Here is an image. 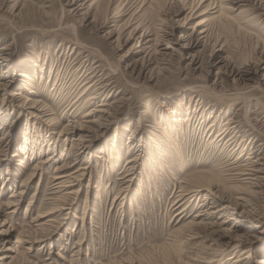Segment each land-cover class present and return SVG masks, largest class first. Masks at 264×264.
Segmentation results:
<instances>
[{"label": "rangeland", "instance_id": "rangeland-1", "mask_svg": "<svg viewBox=\"0 0 264 264\" xmlns=\"http://www.w3.org/2000/svg\"><path fill=\"white\" fill-rule=\"evenodd\" d=\"M262 158L264 0H0V264H264Z\"/></svg>", "mask_w": 264, "mask_h": 264}, {"label": "bare ground", "instance_id": "bare-ground-1", "mask_svg": "<svg viewBox=\"0 0 264 264\" xmlns=\"http://www.w3.org/2000/svg\"><path fill=\"white\" fill-rule=\"evenodd\" d=\"M88 1V0H87ZM73 2V1H72ZM75 2V1H74ZM84 2V1H83ZM86 2V1H85ZM236 3V2H235ZM80 4V3H79ZM83 4H85V3H83ZM78 6V5H77ZM79 7H82V6H79ZM86 7V6H85ZM201 23H196L195 24V27H197V26H199ZM201 30V29H200ZM135 32V31H134ZM203 33H205V30H201L200 32H199V34H203ZM135 35V34H134ZM200 36V35H199ZM199 36H197L196 34H195V31H192L191 33H189V34H180V37H179V40H185V42H184V45H182L183 46V48H188V49H195V48H197L199 45H200V42H201V38H202V36L201 37H199ZM144 37H146V32L145 31H140V34H138V39H142V41L144 40ZM204 37V36H203ZM137 39V40H138ZM138 41H140V40H138ZM145 41V40H144ZM138 45V44H137ZM191 59H190V63L192 64V65H195L196 63H197V59L195 60V55H191ZM218 64L220 63V61H218L217 62ZM217 64V65H218ZM217 65H215L214 64V66H217ZM221 67H223V66H221ZM221 67H220V69H221ZM44 68V67H43ZM43 68L41 67L40 69H39V71H42L43 70ZM217 68H219V67H217ZM230 68H229V66H225L224 67V71H226V70H229ZM229 71H234V69L233 68H231ZM236 72V76H238V77H242V73L240 72V71H234V73ZM245 72V71H244ZM249 72V71H248ZM247 72V73H248ZM248 75V74H247ZM235 77V76H234ZM249 79V78H248ZM93 98V97H92ZM29 108H34V102H31L30 103V107ZM94 110V109H93ZM90 111V110H89ZM89 111H85L84 112V116H88L89 115ZM201 115H202V112H201ZM231 119V118H230ZM230 121V120H229ZM226 123L227 122H224V124L226 125ZM228 123H230V122H228ZM211 125V124H210ZM228 125V124H227ZM211 127H212V125H211ZM227 127V126H226ZM225 127V128H226ZM162 128V127H161ZM222 129H224L223 127H221ZM220 128V129H221ZM221 129V132H220V134H219V132H218V134L220 135V136H222L223 134H224V131L226 130H222ZM66 129L65 128H63L61 131H60V134H62V135H64L63 133H65L64 131H65ZM162 130H163V128H162ZM160 132H161V130H160ZM67 133V132H66ZM163 138H166V140H168V141H172L173 139H171L172 137L169 135V134H167V132H165V131H163ZM218 135V136H219ZM238 137V136H237ZM217 138V137H216ZM234 138V137H233ZM162 139V138H161ZM163 140V139H162ZM178 141V140H177ZM229 142V141H228ZM175 144H176V142H175ZM215 144V143H214ZM177 145V144H176ZM211 145V144H210ZM116 146H117V144H116ZM115 146V147H116ZM170 146V145H169ZM178 146V145H177ZM113 147V146H112ZM114 147V148H115ZM167 147V146H166ZM166 147H163V150L164 149H166ZM119 148V147H118ZM258 148V147H257ZM160 149V148H159ZM118 151V150H117ZM160 151V150H159ZM258 151H259V149H258ZM113 152V151H112ZM240 153V152H239ZM110 154H111V152H110ZM250 154V153H249ZM252 154H253V150H252ZM116 155V154H115ZM255 157V156H254ZM260 157V156H259ZM247 158V157H246ZM253 158V157H252ZM132 159V158H131ZM256 159V158H255ZM263 159V158H262ZM250 160H251V158H250ZM264 160V159H263ZM262 160V161H263ZM254 161V160H253ZM255 162V161H254ZM257 162H258V160H257ZM256 163V162H255ZM254 164V163H253ZM255 165V164H254ZM253 165V166H254ZM248 166V165H247ZM252 166V167H253ZM256 166V165H255ZM245 167V166H244ZM249 167H251V166H249ZM258 167H260V166H258ZM254 168V167H253ZM250 169L249 171L250 172H248V173H243V174H249L250 176H248V177H246V178H243L242 180H239V182H238V184L236 183V184H233L234 186L233 187H237V188H243L242 187V185H246L244 188H247V190L248 189H250L251 190V192L253 193L254 192V190H252L251 189V187H253L254 186V180L256 179V177L258 178V174L259 173H262L264 170L262 169ZM263 168V167H262ZM128 169V168H127ZM80 170V169H79ZM218 170V169H217ZM216 170V171H217ZM241 172V171H240ZM218 173V171L217 172H213L212 170H209V171H202V170H197V171H194L192 174H189V176L187 177V181H186V185L184 186V191H193L194 193H199L202 189H207L209 186H211L212 184H215V183H217L218 182V176H220V174H217ZM83 174L84 173H82L81 171L79 172V171H74V172H70V173H66V174H61L60 176L58 175V176H56V177H54V179H57V182L55 183L56 184V189H58V190H60V191H64L63 192V195L61 196V198H67L68 196H71V197H73L76 193H77V191H74V190H72V183H73V181L74 180H79V178H80V176H83ZM127 174V173H126ZM240 174V173H239ZM35 175V173L33 172V173H31V175L28 177V179H30L31 177H33ZM55 175H57V174H55ZM123 176H120V177H118V181H125L126 182V178H127V176L128 175H124V174H122ZM241 176H244V175H241ZM264 176V175H263ZM252 177V178H251ZM261 177V176H260ZM264 178V177H263ZM81 179V178H80ZM247 179H250V180H247ZM252 179V180H251ZM257 180V179H256ZM263 180V179H262ZM55 181V180H54ZM240 181H242V182H240ZM250 181H252V182H250ZM237 182V181H236ZM255 182H257V181H255ZM235 183V182H234ZM240 184H241V186H240ZM257 184V183H256ZM260 185H262V184H260ZM23 186V185H22ZM258 186V188L260 187L259 185H257ZM264 187V186H263ZM192 192V193H193ZM188 193V192H187ZM255 193V192H254ZM256 194V193H255ZM241 195V194H240ZM70 197V198H71ZM189 197V196H188ZM244 197V196H243ZM252 197V196H251ZM74 198V197H73ZM57 199V198H56ZM62 199V200H63ZM238 199H241L242 200V198H240V197H238ZM250 199V198H249ZM16 200V199H15ZM58 200V199H57ZM68 200V199H67ZM70 200V199H69ZM247 200H248V198H247ZM246 200V201H247ZM60 201H61V199H60ZM242 201H244V200H242ZM58 202V201H57ZM13 203V202H12ZM241 204V203H240ZM55 208L57 207V208H61V209H64L65 207H63L62 206V204L61 205H59V204H57L56 203V205L54 206ZM52 208V207H51ZM60 209V210H61ZM49 210H51V209H49ZM53 211H54V209H52ZM51 210V211H52ZM51 211H49V212H46L45 214H49V213H51ZM52 211V212H53ZM13 212V211H12ZM45 214L43 213V214H39V216L40 217H43V216H45ZM51 220V219H50ZM47 234V233H46ZM243 252V251H242ZM238 257H240L239 255L235 258L236 259V261L235 262H237L238 263V261L240 260Z\"/></svg>", "mask_w": 264, "mask_h": 264}]
</instances>
